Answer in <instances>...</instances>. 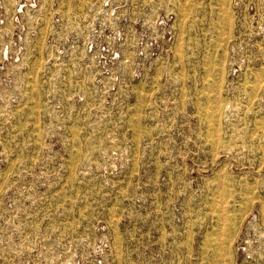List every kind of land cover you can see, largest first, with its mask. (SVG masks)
Wrapping results in <instances>:
<instances>
[{"label": "rangeland", "instance_id": "obj_1", "mask_svg": "<svg viewBox=\"0 0 264 264\" xmlns=\"http://www.w3.org/2000/svg\"><path fill=\"white\" fill-rule=\"evenodd\" d=\"M0 264H264V0H0Z\"/></svg>", "mask_w": 264, "mask_h": 264}]
</instances>
